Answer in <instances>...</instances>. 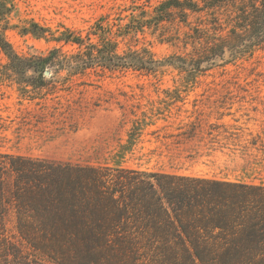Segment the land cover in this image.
I'll list each match as a JSON object with an SVG mask.
<instances>
[{
    "label": "trees",
    "instance_id": "1",
    "mask_svg": "<svg viewBox=\"0 0 264 264\" xmlns=\"http://www.w3.org/2000/svg\"><path fill=\"white\" fill-rule=\"evenodd\" d=\"M117 20L85 35L33 22L24 33L56 47L21 58L0 31V49L14 68L35 74L24 89L34 96L56 92L55 76L63 74L69 81L130 71L157 77L165 66L176 67L186 87L264 50V0L136 1ZM173 22L188 29L192 50L158 59L140 35ZM125 152L113 166L0 154V234L15 221L30 249L51 264H264V182L131 169L122 164ZM0 248L3 262L12 256L13 264H46L24 259L14 246Z\"/></svg>",
    "mask_w": 264,
    "mask_h": 264
},
{
    "label": "rangeland",
    "instance_id": "2",
    "mask_svg": "<svg viewBox=\"0 0 264 264\" xmlns=\"http://www.w3.org/2000/svg\"><path fill=\"white\" fill-rule=\"evenodd\" d=\"M136 1L163 0H0V31L19 57L45 55L57 44L25 34L29 23L85 35L102 21L118 23L123 7ZM187 32L173 22L140 38L163 59L191 52ZM34 77L14 68L0 49V154L113 166L126 149L122 164L131 169L264 182V50L199 75L186 87L174 66H165L157 77L130 71L69 81L63 74L55 76L56 92L46 96L24 91ZM136 121L142 131L129 142ZM14 225L0 234V246L18 248L24 259L53 263L30 249ZM13 263L12 256L7 262L0 257V264Z\"/></svg>",
    "mask_w": 264,
    "mask_h": 264
},
{
    "label": "water",
    "instance_id": "3",
    "mask_svg": "<svg viewBox=\"0 0 264 264\" xmlns=\"http://www.w3.org/2000/svg\"><path fill=\"white\" fill-rule=\"evenodd\" d=\"M45 75H46V76H49V75H50V72H48V71L45 72Z\"/></svg>",
    "mask_w": 264,
    "mask_h": 264
}]
</instances>
